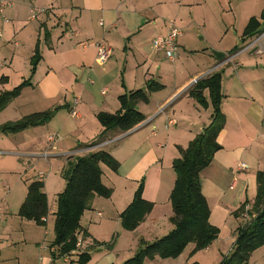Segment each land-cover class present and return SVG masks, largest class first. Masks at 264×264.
Masks as SVG:
<instances>
[{
  "label": "crops",
  "instance_id": "0c3cea01",
  "mask_svg": "<svg viewBox=\"0 0 264 264\" xmlns=\"http://www.w3.org/2000/svg\"><path fill=\"white\" fill-rule=\"evenodd\" d=\"M68 1L48 0L49 9H47V15L42 19L34 49L35 52L36 47H39L42 60L35 75L32 77V86L22 92V94L26 90L32 92L30 93V101L39 109L31 114L49 113V120L45 125L29 128L34 130V137L29 138V140L24 135L29 129L13 135L0 133L1 136L9 142H14L20 151L19 153L27 151L34 155L36 153L29 151L44 144L41 139L43 135L38 131L46 126L55 115H58L62 108L66 107L69 113H72L71 111L73 110L78 113L77 117H73L70 114L76 120V123L68 127V130L71 131L70 134L77 142L79 141L77 152H67L72 149L60 152L64 147L61 145L58 148L55 143L61 138L58 135H50L55 136L56 139L55 142H50V136L48 137L49 147L51 146L50 148L48 147V150L55 149L59 152L53 154L46 150L45 154L47 153L49 156L44 157L42 155L44 158L66 157L65 165L60 166L61 169H66L71 153L74 157L77 155L87 156L110 146L116 141L127 142L126 149L117 147L113 150L116 159L123 166V172H120L119 169L118 172L114 173V176L110 177L111 184L109 187L113 190V194L108 199L110 207H105V210L109 216L112 214L113 217H117L121 221V214L132 203L134 195L142 182L145 186L144 199L153 203L154 209L135 231L130 232L129 238L125 236L129 231L125 230L126 232L118 234L116 237L118 239L115 238V242L106 248H111L110 254L116 257L133 251V254L128 256L132 258L143 248L144 243H153L168 235L174 229V225L171 222L173 211L170 195L175 185L176 174L174 175L170 170L173 169L174 160L181 157L180 149H186L190 142L212 123V105L209 104L207 108L202 107L195 99L189 96L188 91L194 86V81L206 78L213 73H221L223 93L224 68L228 67L232 75V70H235L234 66H236V72H239L236 77L239 84L235 80L234 82L238 84L239 88L241 86L239 90L243 94L240 92L239 95L235 96V100L240 105L230 108L232 112L230 114V112L228 113L224 110L225 104L223 103L222 111L226 117V125L218 137V142L223 149L217 152L212 164L201 173V183L204 181V177L207 180V186L205 182L202 183V189L211 206V223L221 229V235L219 236L221 238L223 222L218 215L225 214L226 216L228 214L233 216L234 212L247 199L251 203L247 209H250L257 195V173L262 171L260 170L261 167L257 166L241 177L239 172L240 163L235 164L236 160L243 157L245 153L255 154V150L252 149L254 145L248 148L242 145L255 141L257 135L261 133V136L264 137V131L261 130L264 128V80L260 78L258 71L256 72V81L249 74L251 72H246L249 67L255 68V63L257 66V61L253 60L252 57L255 59L256 55H264V45L262 46L263 53H258L255 49L243 52L248 44L245 45L242 41L243 33L250 19L252 17L260 18L264 12L263 10L262 12L260 11V14H255L257 13L256 8L260 0H254L251 5L246 3L247 7L242 13L243 24L240 29L242 32L239 34V44L235 40L230 51H215L211 58L219 61V63L213 66L214 68L208 73L202 75L200 73L194 74V76L184 79L180 78L177 72L171 76L166 74L164 66L167 65L166 60L168 58L164 51H156L152 42L158 36L167 35L171 23H174L180 30L179 25L182 24L205 23L206 20H202V16H197L192 11L194 4H198L197 1L205 2V0H78L76 4L70 1L68 4ZM183 2L185 4H182ZM153 4L156 7H153ZM62 5H70L71 7L66 6L68 8L65 9L62 8ZM198 6L201 7L202 4ZM185 8L189 9V13L184 11L186 10ZM58 13H63L60 16L61 20L60 17L59 20L55 19ZM4 19L8 22L6 17ZM101 22L103 26H101ZM55 24H57V27H55ZM61 26L64 27V30L61 29ZM50 28H58L57 30L60 29L61 32L59 30V33L54 34V30ZM43 31V39L47 45L44 50L41 49ZM67 33H70L72 38L67 39ZM144 36L147 38L145 44H143ZM56 39L58 43L54 45V40ZM73 39H76V41H73ZM180 39L178 41L179 49L182 45ZM98 42H105L112 49V55L104 65L97 61L95 44ZM235 49L236 51H234ZM221 54L224 55L222 58L220 57ZM246 55L249 58V63L245 67L241 58ZM32 57L30 58V64ZM13 60L14 58L11 60V64ZM260 61L261 63L264 62L263 60ZM44 62L47 64V69L45 73L41 74V65ZM21 79L22 82L28 80L24 79V77H21ZM9 80L10 77L8 76L3 75L0 77V83L5 87H7ZM151 81H156L163 85L164 88L161 91L151 93L148 103H138L137 109L147 117V120L142 123L143 126L129 134H122L120 131L108 132L103 143L91 146L98 143L100 137L104 134V128L98 121L97 115L102 112L116 113L121 109L119 98L122 95L135 90H147L148 83ZM232 84L233 80L231 79L228 87L231 88ZM66 92H72L70 102H66L69 100ZM223 95L224 99L232 97H230L229 93ZM205 96L210 102L208 91L205 92ZM183 99L190 102L188 103L189 106L180 107L175 111L174 108ZM15 100L12 102L13 104ZM77 100H79L78 105H76ZM12 103L0 113V119L5 116ZM169 110V113L173 112L172 115L170 114L173 118L168 117L169 114L167 112ZM164 115L165 118H163ZM164 120L167 122L168 127L171 128L169 133L167 127L166 129L163 127ZM6 123H0V126ZM233 130V135L237 139L240 138L243 144L240 146L238 141L235 142L238 145L228 150L229 153L227 154V137L229 132ZM17 136H20V138ZM17 138L19 141H17ZM1 140L0 142H3ZM107 142H109V145L99 148L100 145H104ZM44 147L47 148L45 144ZM2 153L17 155V150L11 151L0 148V154ZM67 153L69 155L65 156ZM260 163V161L257 162V164ZM236 187L238 190L235 195H227L228 190H234ZM65 188L66 181L64 180L62 191L57 193L56 196V210L57 197ZM100 205H102V202L97 200L96 196L91 203L90 210L86 211L83 217L89 211H95V218L93 219L98 220V223L93 224L90 217L86 218L89 228H85L82 223L81 226L84 231L88 232L89 236L84 237L81 233L80 237L84 240V248L87 249L92 246V248L96 247L97 251L101 252L102 248H104L101 247V243H107L110 236L109 226L111 221L110 219H103L104 212L98 209ZM55 213L56 211H54ZM29 222L31 223V221ZM114 223L117 224L118 222L115 220ZM47 224L48 221L46 226ZM36 226L38 227V225ZM18 230L19 228H17ZM21 230L23 231L21 237L24 242L33 241L32 237L36 238V230L31 225H23L22 223ZM45 235H48L47 231H45ZM229 236L232 237L231 241L235 239L233 241L234 244L236 234L231 232ZM218 240L204 251L208 254H214L213 256L219 252L220 255H217V261L221 260L225 255V252H222L219 246H215ZM53 241L49 245H43L44 242H38L37 244H40V249L44 250L41 247H52ZM231 244L229 243V245ZM194 248L195 246L191 244L177 259L164 260L156 257L154 260H146L145 264H193L195 259H197V254L194 256L192 254ZM211 248H214L213 252H211ZM45 251L48 254L42 256L48 260L51 257V252L50 250ZM229 254H226V256ZM38 257L36 260L34 258L33 261L36 262ZM92 259L93 257L91 256L89 264L92 263ZM97 259H99L97 264H102L107 259L106 253L99 255ZM114 259L115 257H112V264H116ZM78 260L77 262L74 261V264H79ZM261 261L264 262V247L253 254L249 264H259Z\"/></svg>",
  "mask_w": 264,
  "mask_h": 264
},
{
  "label": "rangeland",
  "instance_id": "374dc122",
  "mask_svg": "<svg viewBox=\"0 0 264 264\" xmlns=\"http://www.w3.org/2000/svg\"><path fill=\"white\" fill-rule=\"evenodd\" d=\"M69 1L71 3L74 2L75 4L78 2V0ZM197 2L198 4H194L192 11H194L197 16H202V20L205 19L206 22H202L200 24L192 23V25H179L183 32V36L180 39V43H182V45L180 46L178 56L175 62L172 63L171 61L166 60V64L168 65V67L166 65L164 66V69L168 76H171L172 74L177 72L179 77L184 79L189 76L192 77L194 76V74L200 73V75H202L208 73L212 68H214L213 66L219 63V61L215 60L214 58H211V55L215 51H230L233 48L232 46L235 40H237V43L239 44V34H241L242 32L240 31V29L243 24V10L247 7L246 3H250L251 5L254 0H205V2ZM182 4L185 3L183 2ZM199 4H202V6L199 7ZM4 5L5 13H3L4 15L0 13V77L5 75L10 77V80L7 87L3 86V84L0 83V93L5 92V90H13L15 87L19 86V84L22 82L21 77H24V79L30 78V58L35 53L34 49L38 40L37 36L40 32L39 29L41 27L42 19L47 15V9H49L48 0H4ZM66 6H68L69 8L71 7L70 5ZM66 6L62 5V8H68ZM153 7L156 6L153 4ZM35 10L39 11L38 15ZM44 10L45 12H41ZM263 10L264 0H260L256 8L257 13L255 14L258 15L260 14V11L262 12ZM184 11L189 13V9H186ZM61 14L63 13H58L55 19L59 20ZM4 17L8 19V22L4 19ZM55 27H57V24H55ZM58 28L50 29L54 30V34H56L59 33L60 30H57ZM61 29L64 30V27L61 26ZM263 33L264 26L262 27V33L260 35H262ZM43 36L44 31L42 32V50H44V48L47 46L44 42ZM66 37H68L67 39L72 38L70 36V33H67ZM73 41H76V39H73ZM146 42L147 38L144 36L143 44H145ZM55 43H58L57 39L54 40V45ZM81 49L83 48L81 47ZM13 58L14 60L11 64V60ZM252 58L253 60L257 61V66L255 63V68L249 67L246 72H251L249 74L256 81V72L258 71L260 73V78L264 80V62L261 63L260 61H264V55H256L255 59L254 57ZM241 60L244 61L245 67L248 66L249 58L247 55L243 56ZM235 67L236 66H234L235 70H232V75L230 74L228 67L224 68L223 73V94L229 93L230 97L232 96L230 99H224L223 103L225 105L223 108L226 112H230V114H232L230 108L232 109V107L235 108L236 106L240 105L238 102H236L237 100H235V96L239 95L240 92L243 94V92L239 90L241 86L239 88V81L236 78L239 75V72H236L237 70ZM46 69L47 64L44 62L41 65V74L45 73ZM231 79L233 80V84L232 87L229 88L228 83ZM234 80L238 84H236ZM30 93L32 92L26 90L20 98L16 99L14 104L12 103L11 107L8 108V110L6 111L5 116L0 119V123L16 122L18 119L20 120V118H22L23 116L31 114L36 110H39L37 109L35 104H32V102L30 101ZM66 93L67 98L69 99L66 102H70L72 92ZM187 101L188 100L183 99L176 105L174 110L176 111L180 107L189 106L188 103L190 102ZM170 110L167 112V114H169L168 117L173 118L171 116L173 112L169 113ZM59 112L60 113L58 115H55V117L46 126H44L38 131L39 133H42L43 137H41V139L43 143L47 146V148H45L44 144H42L41 146L30 150L29 152L36 153L34 155L28 153L27 151L19 153L20 151L17 149L14 142H9L8 140L4 139L3 136H1L0 134V140L1 138H3L1 140L3 142H0V148L11 151H13L14 149L17 150V155H13L10 153L0 154V264H33L35 262L33 261L34 258L36 260L38 255L48 254L47 251L41 250V245H38L37 243L44 242L43 245H49L54 240V211H56V196L57 193L62 191V185L65 180L63 175L65 169H61L60 166H62L63 164L65 165L66 157L44 158L42 157V155H45L46 150L47 152L53 154L59 152L55 149L48 150V147L50 145L48 143V137L50 135H58L61 138V140H59L58 142L56 141L57 143H55L58 148H60L61 145L62 147H64V149H61L60 152L69 149L72 150L67 152H77V147L79 146V141L77 142L75 138L70 134L71 131L68 130V127H70V125L76 123V120H74L73 117L70 115L72 113H69L66 107L62 108ZM163 118H165V115L163 116ZM163 127L164 129H166L167 127L168 133L170 132L171 128L168 127L167 122H165V120ZM261 130L264 131V128H262ZM233 132L234 130L232 132H229V135L227 137V154L229 153L228 150H231L234 148L235 145H238L235 142L238 141V143H240V146L243 144L240 138L237 139L233 135ZM33 133L34 130L29 129V131L24 135L29 140V138L34 137ZM261 134L257 135L255 141L242 145L245 146V148L254 145L252 149L255 150V154L245 153L243 157L236 160L235 164L240 163V166L244 163L249 168L245 171H239L241 173V177H243V175H246V173L251 172L252 168H256L257 166L261 167L260 170H264V137H262ZM17 137L20 138V136ZM76 138L78 139L77 136ZM101 138L102 137H100V139ZM17 141H19V139ZM117 147L126 149L127 142L116 141L110 144V146L104 148L103 150L109 152L115 157L116 155L113 153V150ZM77 156L82 157L80 155ZM258 161H260L261 163L257 164ZM122 168L123 166H120V172H123ZM102 170L104 173L103 182L107 187H109L111 184L110 177L114 176L115 172H113L105 165H102ZM170 171L175 175L173 169H171ZM40 173L44 174L43 179H40ZM38 180L44 182L47 198L49 199L48 203L50 206L48 215L46 216L48 219V224L46 227H37L36 224L32 222L30 223L27 220H23L18 215L20 206L24 203L27 197L29 185L32 182ZM204 182L207 186V180H205V177L202 183ZM5 184L9 186V192L4 190ZM237 190V187L234 190H228L227 195H235L237 193ZM97 200H100L102 202V205H100L98 209L104 212L103 219H110L111 221L109 226L110 236L108 237L107 243H101V247L104 248H102L100 252L97 251L96 247L92 248L91 246L87 249L82 247L78 253H74L71 256L69 262H64L63 258H61L62 256L58 255L56 262L53 264H74V261L77 262L80 253L86 252V250H88L89 248L90 249L87 252H89V254H91V256L93 257L92 263L90 264H97L99 260L97 259V257L102 253H106L107 256V259L104 260L102 264H112V257H115L114 260L116 264H122L127 259L131 258L128 256L132 255L133 251H129L127 252L128 254H122L119 257H116L115 255L110 254L111 248H106L110 246L111 243L115 242L114 239L118 236V234H122L126 231L123 229L120 219H117V217H113L112 214L111 216L107 214L105 207H110V205L108 204L109 200L99 196H97ZM94 213L95 211H89L87 215L82 218L81 223L85 228H89L88 221L86 219L88 217H90V220L93 221V224L98 223V220L93 219L95 218ZM246 213L248 214V212H245L240 217H236L234 214L233 216H229L228 214L226 216L225 214L218 215L219 219L223 222V225L221 226L222 237H218L219 240L217 239L218 241L215 246H219L222 252H225V255L222 257L221 260L217 261V255H220L219 252H217L216 255L213 256L214 254H208L207 252H204L205 250H201L194 254H197V259H195L194 263L199 261L198 263L200 264H221L222 260L226 257V254L230 253V250L234 245L233 241L235 239L231 241L232 237H230L229 234L231 232L237 234L236 229H238L240 226L246 225L251 221V217L249 216V214L248 217L244 216ZM115 220L118 222L117 224L114 223ZM22 223L23 225H31L36 230V238L32 237L33 241H23L21 237L23 233V231L21 230ZM17 228H19L18 231ZM45 231L48 232V235H45ZM130 235V232H127L125 234L126 238H129ZM229 243L232 244L229 245ZM228 245L229 247L227 248ZM214 248H211V252L214 251ZM259 264H264V262L261 261Z\"/></svg>",
  "mask_w": 264,
  "mask_h": 264
},
{
  "label": "trees",
  "instance_id": "16d2710c",
  "mask_svg": "<svg viewBox=\"0 0 264 264\" xmlns=\"http://www.w3.org/2000/svg\"><path fill=\"white\" fill-rule=\"evenodd\" d=\"M263 26L264 12L260 18L252 17L242 36L243 44H249L256 39L262 33ZM223 56L220 55L221 58ZM41 60L42 55L37 46L31 59L30 79L11 91L0 93V113L20 97L24 89L32 86V77ZM222 80L221 73H213L200 79L188 91L189 96L202 107L207 108L211 104L213 116L212 123L197 135L186 149H180L181 157L173 162L176 181L170 202L173 211L171 222L174 229L153 243H144L143 248L135 256L122 264H145L146 260H154L156 257L164 260L177 259L191 244L195 246L192 252L194 255L209 248L218 239L220 229L211 223L212 211L202 189L201 173L212 164L217 152L223 149L218 142V137L226 125V117L222 111L224 101ZM163 88V85L151 81L147 90H135L122 95L119 98L121 109L116 113H99L97 118L104 128V134L97 144L91 146L103 143L108 132L128 133L145 122L147 117L137 109L138 103H148L150 94ZM206 91L209 92L210 102L205 96ZM49 116V113L25 116L16 122H8L0 126V133L13 135L32 127L45 125ZM102 165L113 172H118L121 166L112 154L103 149L87 156L69 157L63 173L66 188L57 197V210L54 214L55 237L52 246L62 257L77 250L81 233L84 237L89 236L88 232L82 229L81 220L85 212L90 210L93 199L96 196L109 199L113 194V190L103 182ZM256 181L257 195L252 207L247 209L251 204L247 199L234 212L236 217L248 212L251 221L237 229L233 250L221 264H249L253 254L264 247V170L257 173ZM144 187L142 182L132 203L121 214V224L126 231H135L154 209V204L144 199ZM48 212L49 203L45 184L41 180L34 181L28 187L27 197L19 210V216L44 227L46 222L42 219L48 215ZM90 261L91 256L88 252L80 253L79 264H88Z\"/></svg>",
  "mask_w": 264,
  "mask_h": 264
},
{
  "label": "built area",
  "instance_id": "2783aa9c",
  "mask_svg": "<svg viewBox=\"0 0 264 264\" xmlns=\"http://www.w3.org/2000/svg\"><path fill=\"white\" fill-rule=\"evenodd\" d=\"M4 9H5V5H4V0H0V13L3 14L4 13ZM35 12L39 13V11ZM41 12H45L41 11ZM101 26H103V23L101 22ZM183 36V33L181 32V30L179 28H177L175 26L174 23H171L169 32L167 35L165 36H158L156 37L153 42V48L156 51H164L166 54V57L168 58L169 61L171 62H175V60L177 59L178 56V51H179V46H178V41L179 39ZM264 45V33L262 35H260L259 37H257L255 40H253L251 43H249L245 48L243 52H248L250 50L255 49L258 53H263L262 50V46ZM96 49H97V61L98 63H100L101 65H104L106 62L109 61L111 55H112V49L105 43V42H98L95 44ZM79 104V100L76 101V105ZM72 116L73 117H77L78 113L76 112V110L72 111ZM171 124H173L171 122ZM56 137L55 136H50L49 137V141L50 142H55ZM106 145H109V142L105 143L104 145H100V147H104ZM69 154H66V156H68ZM49 155L46 153L44 155V157H48ZM70 156H73L72 153L70 154ZM248 167L246 166V164H241L239 166V170L240 171H245L247 170ZM40 179L44 178V174L40 173L39 175ZM4 190L5 191H10V188L7 184L4 185ZM245 217H248V214L246 213L244 215ZM44 222L47 223L48 219L47 217H44L42 219ZM84 245V240L79 237L78 238V243H77V250L72 252L71 254L65 255L61 258H63L64 262H69L71 256L74 253H78L80 251V249L83 247ZM44 250H50L51 252V257L47 260L46 257L40 255L37 259V261L34 264H52L56 262V259L58 258V252L57 249L55 247H48V246H42L41 247Z\"/></svg>",
  "mask_w": 264,
  "mask_h": 264
},
{
  "label": "water",
  "instance_id": "95a60500",
  "mask_svg": "<svg viewBox=\"0 0 264 264\" xmlns=\"http://www.w3.org/2000/svg\"><path fill=\"white\" fill-rule=\"evenodd\" d=\"M198 81H199V80L194 81L193 84H196ZM142 126H143V124L140 125V126H138V127H136V128H134L133 130H131L130 132H128V134H129V133H133V132H135L136 130H138V129L141 128Z\"/></svg>",
  "mask_w": 264,
  "mask_h": 264
}]
</instances>
